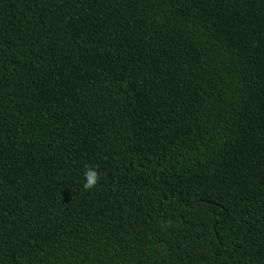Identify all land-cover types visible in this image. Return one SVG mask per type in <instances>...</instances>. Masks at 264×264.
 I'll list each match as a JSON object with an SVG mask.
<instances>
[{
	"label": "trees",
	"instance_id": "trees-1",
	"mask_svg": "<svg viewBox=\"0 0 264 264\" xmlns=\"http://www.w3.org/2000/svg\"><path fill=\"white\" fill-rule=\"evenodd\" d=\"M0 264H264V0H0Z\"/></svg>",
	"mask_w": 264,
	"mask_h": 264
},
{
	"label": "clouds",
	"instance_id": "clouds-1",
	"mask_svg": "<svg viewBox=\"0 0 264 264\" xmlns=\"http://www.w3.org/2000/svg\"><path fill=\"white\" fill-rule=\"evenodd\" d=\"M99 181V174L95 168H86L83 173V184L84 190H90L94 188Z\"/></svg>",
	"mask_w": 264,
	"mask_h": 264
}]
</instances>
